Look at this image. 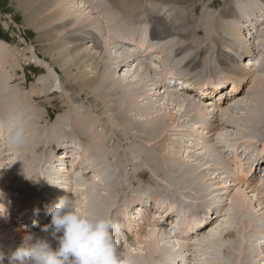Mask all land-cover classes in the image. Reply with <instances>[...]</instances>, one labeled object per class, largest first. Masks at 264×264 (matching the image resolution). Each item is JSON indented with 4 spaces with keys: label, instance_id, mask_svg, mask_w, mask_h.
<instances>
[{
    "label": "bare ground",
    "instance_id": "1",
    "mask_svg": "<svg viewBox=\"0 0 264 264\" xmlns=\"http://www.w3.org/2000/svg\"><path fill=\"white\" fill-rule=\"evenodd\" d=\"M15 1L19 3V5H18L19 7L21 6L22 8L25 9L28 23H30L34 27H38L45 35L50 36V38H51L50 41L52 42V45L49 47H46V49L52 52L51 56H53V54H54L53 63L60 65L59 67L65 73L66 79L69 80L68 84L64 83V86L65 87H66V85L73 86L75 84V86H77L80 89L79 91L74 92L72 95L74 102L76 100L78 101V99H80V97H81V99H83L84 98L83 93H85V91L88 90L90 96L86 92V94H87L86 98H88V99L92 98V101L91 100L90 101L94 105V108L98 109V111L100 113L101 117H99V118L101 119V123H100L101 124L100 126L102 127L101 129L102 130H108V128L110 127L109 124L115 125L117 128V131H116L117 133L113 134L112 139H114L115 141H118V143H119L118 145H121L123 142L132 140L135 137V139L133 140L135 147L131 146L129 148V152H130L129 156H127V157L121 156V158H119L118 160L115 159L116 158V157H114L115 153L118 154V151L115 149L116 147L114 148L116 151H113L114 149L112 150L110 148H106V144L108 143L107 140H109V139L104 138L105 136L103 137V135L101 133H100L101 135L98 133L99 129H97L96 124H93V119L90 117H86L84 119L77 120V118H75L76 117L75 116V109H73L71 106H69L68 101L65 103L66 100L65 101L60 100V99H62V98H60V96H58L60 99L57 97L52 98L55 94V89L53 90L54 82L49 81V80H42V82H43L42 85L33 86V89L36 92L38 91V89L40 91H39V93H37L33 96L32 100L34 102H37L39 104V106H42L43 108H45V110L47 112H49L48 108H51L48 105V102L52 105L53 104L56 105L58 112L62 111V109H65L66 114L68 115V117L69 116L70 117L64 121L70 122L72 120V118H75L77 120L76 123L78 124V127H79L78 129L76 128V130H79L81 128V132H84V134H83L84 137H83V135H82V138L78 137L76 135L77 132L72 131L71 129H74V128H71V127H70L71 131H69V130L67 131L66 130L67 128H65V127L54 128L53 130H51V134L49 136L43 137V135H42V137H40L41 135L39 136V134H38L39 137H37V135L35 136V129H34L35 124H36L35 121H37V120H35L34 118H31L29 120V118H27L29 120V122L27 124L25 121V125H26V131H27V134L29 137V141L33 143L35 140H37L36 141L37 142V148L36 149H37V151H39L40 155L37 154L38 157L35 160L33 159L34 160L33 164H31L30 161L27 163H24V161H18L17 163H11L12 165L15 166L13 171H15L17 169H19L20 172L22 171V173H24V177L26 178V180L31 182L32 184L36 183V179H35L36 177L37 178L39 177L40 181L46 179L47 180V182L45 183L46 186H48V188H50V190H52V191H46L47 195L51 194L53 191L58 193V194H62V192L50 187V184H54L52 182V178H53V175H55V174H52V173L54 172V169L57 166L56 165L57 160H54L56 158L55 153L58 154V152H62V151L66 152V153L67 152L69 153V151L73 152L74 151L73 146L68 145V143L78 144L82 147V153L80 154V152L75 151L77 153V155H79V154L80 155L75 162L72 160L74 162L73 166L75 167V166L79 165L78 161H79V158L81 157L82 158L81 160H84L88 165H91V164L94 165V160H97L98 161L97 163H98V165H100V168H99V170H95V169L89 170L88 168L80 167L82 169V174H76V173H72V172L69 173L68 172L67 175H63L62 177L64 178L66 176V179H67L63 183V186L66 187L65 191L70 192L71 194L74 195V190H73L74 186L79 185V188L76 191V195H74V196L76 197L77 202L80 205V207L82 208V210L94 212L97 209H100V212H98L100 214L110 215L111 213H115L117 217L120 216L119 223L121 224L122 229L124 228V230H125L124 233L121 235V239L122 240L126 239L129 241V244L126 242L128 247L126 246V243L124 244L122 241L123 245L126 246L127 249L134 248L136 245L141 246V244L143 246L141 248L145 247L144 248L146 250V253L144 254L145 257L139 259L141 264H149V262H151L152 264H158V262H159V264H177V263L179 264L180 259L187 253L188 254H187V257H186L184 263L187 260L192 261L193 258L201 257V259H198L200 262L203 261L201 264L206 263L205 261L208 262L206 264H216L217 261L219 264H264V215L258 214L260 211H262V209H264V201L261 204L260 199H257V201L255 203V199L253 197L251 199L252 195H249L250 192L246 189L245 191L247 192L249 198H246V194L243 193V194H240V196L238 195L239 197H236L234 199H230L231 201L232 200L233 201L229 203L230 206H227L230 208L229 211H227V209H226L227 207H224L223 203L221 202V200L222 201L225 200V198L222 197L223 193H228L230 191L229 186H232V183H230L231 179L229 178V170L227 169L228 167H227V164L224 160L225 156H228L229 160L235 158V161L233 163L234 168H235L236 163H239V165L242 167L243 172H241V174H244V178H242L240 180V183L247 186L248 189H251V187H253L251 184V178H253V177H250L251 174L252 173L257 174V173H259V171H261L262 174L264 173V170H263L264 169V162H263V164L258 162L257 157L255 160H253V157H255L257 154H259L260 156H264V144L260 143V141H264V137H260L256 131H250L251 128H250L249 124L246 123V121L243 122V124L244 125L247 124L249 128H248V130L243 129L241 131L239 137L240 138L242 137L240 139L241 141H248L247 143H244V142L238 143V141H236V139H238V138H236L230 134L231 132L235 133V130H233L235 128V120H238L244 114V113L240 114L236 108L242 109V111H244V112L245 111L248 112V116H249L248 121H249L250 125L253 124V126H254V123H253L254 118H253V114L250 112L251 110L254 113L255 120L260 121V122L264 121V89L259 91L258 85L260 83L254 85L255 87H251V89L253 88L255 90V93H256L253 96L255 98V101H257L258 103L261 102L259 104L260 106L257 105L258 107L255 106L253 109H250L251 105L246 104L247 102L246 103L241 102V100L243 98H241V96H240L241 94L237 93V91L243 90V88L241 89V85L243 86V85L249 83L251 78L255 74L251 75V73H248L245 68L241 69L239 64L238 65L236 64L237 62H239L241 60L235 58V61H233L234 59L231 58L230 55L228 53H226L225 50L221 46H218L217 50L213 54H215L218 58L217 59L215 56V60H217L215 62V65L219 62V65L221 67H223V69H224L222 77H219L221 75V70H218L217 67L211 65L210 60L206 58V53H201L200 55L194 56V55H192V52H190L191 53V59H189L188 63L186 62L185 66L191 67L192 70L195 71V77L196 76H206L207 78H209V77L214 78L216 73L220 72L217 74L219 81L213 82V80H208V83H204V84H201L199 86V88H201V90L203 91V93L200 96H201V98L204 96V92H206L205 88H208L210 85L218 86L217 88H215V90L218 91L216 93L217 95L215 96V98L216 97L220 98V100L218 101L220 106L224 104V106L228 105L230 107L228 109L215 107V109L209 110L208 108H205L202 105L203 103L201 104L199 102V101H201L200 99H198L199 101H197V102L190 100V96H192V95L189 93L183 92V95H181V94L177 93L175 89H172V90H174V94L172 93V95L169 96L171 94V93H169V90L172 88L171 86H173V85L181 86L184 84V83H181V84L177 83V81L179 80L178 78L175 79V77H172L175 79L174 81H172V80H170L172 78H169V79L163 78L161 75V73L167 74V73H176V72L180 71L182 68L178 67L179 62L171 63L168 66H166L163 70H162L161 66L155 65L156 59L160 60L161 57H163L165 55V54L164 55L162 54L165 50H162L160 52V56L158 55V47H157L158 42H155V41L156 40H158V41L163 40L165 37H167L166 43L171 42L172 40L178 39L177 37H173L171 34H169L170 33L169 30L167 31V35L165 37H157L159 35V31L156 27H154L153 31H152V35L154 37L151 38L149 35L150 30H151V26H149L148 28H143V27H140V25L137 26L136 24H131L130 26L124 28L125 34L124 33L122 34V32L120 34L118 29L116 30L112 26L116 25L117 21H118L117 19H119V18L121 19V17L118 15L119 18H117V17H115L114 13H110V8H113V6H109V4L104 3V1H107V0H85L86 4L84 6L82 5L83 4V2H82L83 0H82L81 3H79V2L76 3L77 5H74L71 3V7L70 6L66 7V4L67 3L69 4V1H67V0H15ZM164 1L166 3L169 2L168 4H171L170 8H174L175 6H182V5H179V3L177 1L184 2V3H188L190 1L189 4L195 3L194 0H164ZM117 2L118 1L115 2L116 7H117ZM226 3H227V10L224 12L226 18L235 15L238 18L237 21H239V23L246 25L243 27L240 26L239 32L244 33L246 31L247 33H250L251 35L253 34L252 37L255 40L257 35H255L254 31H256V33H259V29L264 26V22H260V20L262 19L263 16L256 14L254 18H250L251 16H249V15L254 14V12H257V9L254 7V5L249 6L248 4H245L244 6H242L244 8H242L240 5L239 6L237 5L238 7H234L235 9L233 8L232 10H230L228 12V8L230 7L231 3L229 4V1L228 2L226 1ZM57 4L64 6V10L66 11V17H69L68 12H72L74 15V20H77L78 25H74V29H72L76 33L72 34L71 37L68 38V41L70 42L69 44L68 43H61V41L63 39L60 37H57L60 39H57L55 41L54 33L52 32V30L57 29V25L54 26L52 22L64 21L63 20L64 14H62L61 11H56V13L58 15V19H57V15L54 16V14H53L54 19L53 18L50 19V17L47 16V12L50 10V8H52L53 5L55 6ZM172 4H174V5H172ZM216 5H217V2L214 1V2L210 3L209 7H214ZM119 6H121V5L119 4ZM160 6H163V3ZM69 7L71 10L68 9ZM74 8L77 9V13L78 12L79 13L80 12L85 13L86 11L87 12L90 11L89 13L94 14L93 12H95V14L100 17V18L99 17H97V18L102 19V20H103V18L106 19L108 22V23L106 22L108 24L107 26L111 25V28H109V31L111 30L110 32H112L111 34H114L115 36L119 37L120 40H122V43H119V41H118V44H121L122 47L117 46L114 42L111 41V39L105 47L101 46L102 43L99 42V40H97L98 38L95 34L97 32H100V31L102 32V28H103L102 23H104L105 21L103 20L102 22H100L99 19H95V21L90 22L89 25H85L84 17H82L81 15H78L80 17H76L77 14L75 15V13L72 11ZM121 8H123V7L121 6ZM237 8H239L240 12L238 11ZM126 9L128 11L129 8H125V11H126ZM114 10H113V12H116L117 9L115 11ZM235 10L237 13L235 12ZM251 10L253 12H251ZM65 11H64V13H65ZM129 11L132 13L131 10H129ZM129 11H128V13H129L128 15H131ZM120 15H121V13H120ZM151 15H152V13H150V16ZM157 15H160V14H157ZM153 16H155V15L153 14ZM89 17H91V16H89ZM125 17H126V15H125ZM125 17L123 19H125ZM41 18L43 20L39 21ZM209 19L210 20H208V21H204L205 19L203 20L201 18L200 20H203L201 23H197L196 27H194L193 29H190L186 32V34L193 36L192 39H195V41L193 40V43L190 44V46H195L196 48L198 47V48L202 49L204 46L208 45L209 43L207 41H203L205 44L202 42L196 46V42H197L196 39H199V38H197L195 36H197L200 32H203L205 35V25H208V23L212 26L215 24L216 29H218L219 35L218 36L216 35L217 37H215V36L212 37L210 41H214L215 44L219 45V43L222 42L221 41V37H222V39L226 43H228L230 47H232L231 45H234V46L236 45V47L238 46V49L239 50L241 49V53L249 54V57H251L248 61H246L247 62V65L245 64L246 67L254 68L255 64L258 63V61H260V58L254 59L253 55L255 54V51L253 49H251L250 51H246L243 48H241L242 43L237 40V36L235 35V33L231 32V30H229L228 28H226L227 34L229 33L231 36H233V40H227L225 38V35H224L226 33V31L221 30V31H224L221 33V31L219 29L220 27L223 26V25L221 26L220 23H222L224 21H219L221 19L214 20V17H212V19L211 18H209ZM69 20H70L69 18L65 19V21H69ZM131 21L133 22V20H131ZM123 24H126V23L124 22ZM104 25H106V24H104ZM147 25H150V23L147 22ZM107 26H105V28ZM165 27H167V26H165ZM228 27H230V25ZM85 34H87V36ZM100 36H102V34ZM108 36H110V35H108ZM65 40H63V41H65ZM88 40H90V41H88ZM76 42H82V44L79 46V45L75 44ZM86 42L87 43L91 42V44H92L91 49H90L91 51L92 50H100V51L102 50L105 58L108 59V61L106 62L105 65L102 66V68L97 65L98 63H97V57H96L95 53L92 54V53L88 52V50L86 51V53H85V51H84V53H83V51H81V49H82L81 47L85 46ZM238 43H241V45L240 44L238 45ZM246 43H248V42H246ZM70 44H72V45H70ZM78 44H80V43H78ZM253 45L258 50L257 44L255 43ZM173 48L176 49V52L179 50L181 51V50L187 49L186 47L182 48L175 43H174ZM86 49H88V47H86ZM204 50L205 49H202V51H204ZM222 51H224V55H222L223 54ZM5 52H7V49L0 51L1 56L5 55ZM119 52H123L124 55L122 57H119V58L115 57V55L118 54ZM260 52L263 53V50H260ZM207 54L210 55L212 53L210 50H208ZM175 55H176V53H175ZM263 55H264V53H263ZM226 56L230 60H232V61L228 62L229 63L228 65H227V61L224 59V57H226ZM68 57L71 60L67 61ZM88 57L90 58V60H92V63H89V61L86 60ZM44 58H47V56H44ZM210 58H211V61H213V58L211 56H210ZM240 58H245V57H240ZM247 58H248V56H247ZM254 60H256V63ZM171 61H173V59H169V62H171ZM2 63H3L2 70H3L4 76H0V96L6 95L5 97H6L8 104H5V105L16 104V107L20 106L19 108L17 107L16 110H14L12 108L14 111H18L19 109H23V107H24L25 100H23V98H22L24 96V94H22L23 95L22 97L21 96L19 97V93L17 91H16V93H14L11 90H9L10 88H16L17 90L21 89L20 83H17V78H13L14 71H17L15 69V66H16V64H18V60H15V63H12V66L10 67L12 72L8 71V66H7V64H10L11 62L9 63L7 60H3ZM159 63H162V62H159ZM175 64L177 65L176 69H175ZM203 64H204V66H206V68L203 67ZM131 65H136V70L137 69L140 70L138 73V78L140 75V83H141V81H145V82H147V85L138 83V84H140L139 87L135 88L136 85H134V80L130 81V78L128 77V75L125 74V75H122L119 77V74H121V72H123V71L128 70L131 67ZM145 65H146V67H145ZM212 67H215L217 70L213 69ZM87 69H89L90 71L91 70L94 71V72L91 71L92 72L91 77L87 76V74H86ZM158 69L160 71H158ZM89 70H88V72H90ZM134 70H135V68H134ZM149 70L151 72H149ZM206 70H207V72H206ZM258 70H259V67H256L257 72H258ZM54 71L57 72L55 67H54ZM74 71L77 73L73 74ZM155 71H156V74L158 76L155 74ZM106 73H107V75L105 76ZM153 75H155L156 77H154ZM133 77H135V76H133ZM153 78H154V81L152 80ZM165 82L168 83L167 84L168 86L166 84H164ZM148 83H152L153 85H155L157 87V88H155V86H154V92L155 93L153 92L152 88H149ZM219 83L222 86V88H221L222 90L220 89ZM231 83H232V85H231ZM253 83H254V81H253ZM4 84H5V86H4ZM190 85H193V84H191L190 82H187V86H190ZM150 86H152V85H150ZM231 87H232V90H231ZM137 88H139V89H137ZM199 88L196 87L195 92H197L199 90ZM156 89L159 92L156 91ZM182 89H186V88L182 86ZM34 90H33V92H34ZM254 90H253V92H254ZM231 91H233V93ZM151 92L155 95H153ZM11 96H13L14 99ZM156 96L160 99L162 97L164 98V100L161 101L162 103L160 105H158L157 107H156L157 102L160 103V101ZM261 96H262V98H261ZM29 97H31V96H29ZM141 97L142 98L143 97L148 98V104L144 103V108L141 107V103H139L140 102L139 99ZM229 97H231V99H230L231 101H229L227 104H225L227 101V98H229ZM25 98L26 97H24V99ZM93 99H94V101H93ZM99 99L102 102L99 101ZM232 100H234V101L232 102ZM212 101L213 100L211 99V101H209L208 104L207 103L206 104L209 105L210 103H213ZM11 105H9V106H11ZM161 106H164V109H161ZM97 107H100V108H97ZM232 108H233V110H229ZM6 109L8 111L11 108L7 107ZM163 110L169 111V117L171 118L169 121H171V122H173L175 120H181L182 121L183 119H190V118H197V119H200L203 121V123L205 125L204 129L208 131V136H205V137L202 134H199L198 131L193 133L189 129L187 130V128H189V127L186 128L184 123L177 125V127H176L177 132L180 133L179 135L183 134L181 136V139H180V144H181L182 148L183 147L185 148V146H186L185 145L186 141H183V139H182L184 136H186V137H187V135L190 136L189 140L192 141V140H195V137L198 134V135L203 136L207 140H211L212 142H215V144L216 143L220 144L219 150L222 153L223 159H221L220 156L218 154H216L213 150L208 149V147H205L204 149H206V151H208V150L209 151H208L206 156H202V154H201L200 156H198L196 158L195 161L196 162L198 161L197 164H193L190 162H189L190 164H186V163H184V161H182L183 165H185L186 168H184L183 166H178V164L176 162L174 163V161L177 159V156L182 159L181 154H177L174 152L176 159L175 160H171V159L168 160L169 157L172 158L170 156V154L174 150L173 147L176 148V144H169L167 142V144L164 145L165 144L164 140H163L164 142H162V144L163 143L164 144L163 145L161 144L162 146H160V144H159L160 138L162 137V135L164 133V129L166 128V127L164 128V123L167 120L166 119L167 116L165 117V116L160 115V113ZM24 112H26V111H24ZM24 112L21 111V113L26 114ZM165 112H167V111H165ZM142 113H144V115H142ZM155 114H156V116H153ZM13 115H17V113L11 112L10 110L7 113L5 111L0 112V117H3V116L7 117L4 120L5 123L3 124V126L8 128L9 118ZM83 115L86 116L85 113H83ZM37 116L39 117V119L40 118L42 119L43 112H38ZM81 116L82 115H80V117ZM102 116L104 117V120H103ZM33 117H36V116H33ZM177 117H179V118H177ZM36 119H38V118H36ZM24 120H26V119H24ZM0 121H1V119H0ZM166 122H168V121H166ZM236 122H238V121H236ZM0 124L2 125V123H0ZM45 125H47V124H45ZM238 125L240 126V124H238ZM38 126H40V125L38 124ZM75 126L76 125H74V127ZM1 128L2 127L0 126V131L2 130ZM42 128H43V126H42ZM244 128H246V127H244ZM89 129L91 130V132H95V133L97 132L96 133L97 135L95 134L96 135L95 137L97 138L98 142L96 140L95 141L93 140V142L91 143L90 140L88 139V137H89L88 134H87L88 137L85 135L86 134L85 132L88 131ZM96 129L98 131H96ZM236 129L239 131L238 126H236ZM258 129H259V127H258ZM215 131H217V133H219V135L216 137L217 139H214L215 136L211 135V133H213ZM221 131H224V133ZM108 132L111 134V131L108 130ZM246 132H248V133L245 134ZM45 134H47V132ZM89 134H90V136H92V139H93V135H91V133H89ZM111 135L106 134V136H111ZM7 136H8V131L6 133L5 141H7V142L5 144L9 145L8 140H7ZM245 136H247L246 139H245ZM36 137H37V139H36ZM34 138H35V140H34ZM187 139H188V137H187ZM0 140H4V136L1 137ZM31 140H34V141H31ZM170 141H171V139H170ZM172 141H174V140L172 139ZM95 142H97V143H95ZM111 143H113V141H111ZM133 143H131V145ZM115 144H116V142H115ZM253 144H256L254 149H253ZM32 145L36 146V144H32ZM110 147H112V144ZM95 148L98 151V155L100 154L99 156L96 155L97 152L95 151ZM198 148H195L196 151ZM10 149H11V146H10ZM15 149H13V151ZM56 149L58 150L57 152H56ZM0 150L3 151L2 149H0ZM45 150H46V153H45ZM111 150H112V152H110ZM127 150H128V148H127ZM187 150L188 149L184 150L183 153H188L187 155H188L189 159L195 158V156H197V154H195L193 150L191 152H188L189 150L188 151ZM5 151H6V154H8L7 151H9V150L4 149V151H3L4 154H5ZM239 151H241L242 153H245L246 155L245 154L239 155ZM256 151H259V152H256ZM22 152H23V150H22ZM30 153H31V151H30ZM193 153H194V155H193ZM0 156H3V153L0 152ZM130 156L134 159V161L131 162L129 160ZM240 156L242 158H240ZM9 157H10V155H9ZM47 157L49 158L48 160L46 159ZM202 160H203L204 164H201ZM154 161L158 162V164H156V162L153 164ZM178 161H181V160H178ZM139 162L141 164H139ZM141 165L144 166V170L147 169L149 171V170L153 169L154 172L158 174V176H164V175L168 176V178H166V177L165 178L168 179V181H171L172 183H174V186L178 185L177 188L179 187V185H181V186L185 185V187H186V185H188V184L195 183L197 185L196 186L197 188H200L201 190H204V191H208L207 188L205 187L206 186L205 183L206 184L211 183V182H208L209 179L207 178L208 175H211L213 180L219 181L218 184L214 183L217 186H219V188L216 190L218 193L213 192L209 188L211 195H209L207 193V194L199 196V194H202V192L199 193L200 190L197 189V191L194 190L195 193L192 194L194 197H190V196L189 197H183V196H185V195H183L184 192H181V194L183 196H180L179 195L180 192H177L180 189L174 188L175 190H173V191H176L177 193L173 192V191L172 192L175 193L177 196H174L173 193H172L173 196H172V194H170V195L172 197H176L177 199H180L181 205L185 209H188V208L193 209L194 207L199 206L200 203H197V202L201 201V200H203V201H201V203L203 205L196 211V213L191 214V216H188L187 211H185L187 213V215H185L184 217H180L179 213H178L179 210L175 211V208H176L175 206H174L175 208L169 207L168 210H170V211H168V214L166 215V217L161 216L162 219L160 218V216L155 217L156 215L154 216L155 218L152 219V218H150L151 216L149 217V216H147V214H140L139 212L137 213V215L134 214V216H132V211L136 208L134 207L135 206L134 204H131V203H135V200L131 199V198H134V197H131V194H128L129 199L123 200L122 207L119 208L115 203H111L109 196H106L103 192L104 191L110 192L108 188L110 186H113L114 184L125 183L126 181H128L130 179V178L128 179L129 176L133 180H135L136 177L143 176V173L140 172V168H141L140 166ZM222 165L226 169L222 168ZM129 166L132 167V170H133L132 175H129L127 173L128 171H126V169ZM138 166H139V169H137ZM42 169H45L44 172H41ZM24 171H26V172H24ZM97 171H99L101 173V175L103 176V179L97 178L98 176L97 177H95V176L89 177L91 173L95 174V172H97ZM7 172H8V170H7ZM154 172L151 174H155ZM157 174H155L153 176H156ZM4 175H5V173H4ZM15 175L9 173V174L5 175V182L4 181L0 182V190H2L4 194H11V192H9V190L7 189L6 186H9L11 184L12 179L13 178L15 179L17 177L18 173H15ZM199 175H201V176H199ZM19 179L20 178L18 177V180ZM193 179H195L194 180L195 182H191V181H193ZM165 181H167V180H165ZM263 181H264V178H263V180L261 178L258 182L262 183ZM255 183H257V182H255ZM212 184H213V182H212ZM212 184L210 185V187L212 186ZM37 185L38 184H36L35 187H37ZM170 186H168V187H170ZM172 186H171V188H173ZM181 186H180V188L182 189ZM13 187H14V184H13ZM189 187H191V186H189ZM44 188H46V187H44ZM192 189H195V188H192ZM262 189H263V191H259L257 189H254L251 191V193H258L257 194L258 196H264L263 195L264 194V182L262 183ZM62 190H64V189H62ZM13 191H14V189H13ZM65 191L63 192L64 194H66ZM166 192H168V191H166ZM188 192H190V191H188ZM158 193L159 192L157 189L156 194H158ZM186 193H187V191H186ZM190 194H191V192H190ZM229 195H230V193H229ZM161 196L162 195H160L159 197H161ZM186 196H188V195H186ZM164 197H166V196H164ZM199 198H200V200H199ZM23 199H24V197H23ZM253 199H254V202L252 201ZM148 201H149V199H148ZM27 202H30V200H28ZM0 203L7 204V202H5L4 200H0ZM110 203L112 204L111 206H110ZM167 203H168V201H167ZM167 203H165V204H167ZM129 204H131V205H129ZM173 204H174V201H173ZM232 205H234V207H232ZM253 206L258 207V208L261 207V209L259 208L258 209L259 211L255 212L253 209L254 208ZM114 208H116L115 211H113ZM157 208H158V206H157ZM12 209H13V207H12ZM127 209H129L131 211V213H128ZM177 209H179V208H177ZM223 211H224V213H223ZM148 213H150V212L148 211ZM200 213H201V216H199ZM139 214H140V216H139ZM157 214H159V213L157 212ZM180 215H181V213H180ZM137 216H139V217H137ZM197 216H199L197 219L190 221L191 217H197ZM16 217H17L16 212L13 210H9L8 218L9 219H15ZM227 219L229 220L228 227L227 226H226L227 228H223V226L221 227V225H222L221 222H225ZM175 220H178V223H176ZM169 222L171 223V228L167 227V225H169ZM7 225H8V227H7ZM226 225H227V223H226ZM165 226H166V228H165ZM42 227L43 226H39V228H42ZM146 231H148V232H146ZM161 232L167 233V235L165 234L166 239L173 238V237L179 238V240H177V241H179L181 243H185L183 246L187 247L184 249V250H186V252L180 255V252H182V251H177L175 248L171 247L169 244L173 240H167V242H166L165 241L166 239H163L161 236L159 237V234ZM29 233H33V232H30L29 230H24L23 227H21L17 223L12 222L9 224H5V223H2L0 221V243L3 242L2 238H3V235L5 234V240H8L9 242L12 243V244H9L8 246L11 245V247H14V249L16 247H18L19 245H21V243L23 241V237ZM38 235H42V234L38 233ZM147 236H149V238L144 239ZM223 238H227V240H224L226 243L223 241ZM252 239L254 240L253 242H255V243L252 242ZM230 240L234 241V243L229 244V243H232V242H230ZM257 240L259 242V245H257L258 243H256ZM53 244L55 246L54 241H53ZM159 244L161 246H165V249L161 252H159V249H158ZM203 244H206L208 246V248L210 250L209 254L204 252V248L201 251V247H203ZM215 246H218V249L216 251V260L217 261H215V259H214V253L213 252H215V251L211 250ZM198 247H200V249H198ZM224 248H226V249L229 248L231 250L229 255L226 253ZM0 250H1V248H0ZM9 250H10V248H9ZM9 250L7 251V250L3 249L1 251H4L5 253H9L10 252ZM11 250H12V248H11ZM234 251L237 253L235 255V257H233ZM242 253H245V254H243L242 259H239L242 256ZM132 254L135 255L137 253L132 252ZM203 257H205L204 258L205 260L203 259ZM5 264H7V259L5 260ZM198 264H200V263H198Z\"/></svg>",
    "mask_w": 264,
    "mask_h": 264
},
{
    "label": "rangeland",
    "instance_id": "2",
    "mask_svg": "<svg viewBox=\"0 0 264 264\" xmlns=\"http://www.w3.org/2000/svg\"><path fill=\"white\" fill-rule=\"evenodd\" d=\"M67 1H69V4L67 5L66 4V7H68V6H70L71 7V3L72 4H74V5H77L76 3H81V1L82 0H67ZM108 1V2H107ZM107 1H104V3H106V4H109V6H113V8L116 10V12H113V8H110V13H114L115 14V17H117V18H119L118 17V15L121 17V19L119 18V19H117L118 21H117V24H123L124 22L126 23V24H124V25H126V26H130L131 24H134L131 20V18H133V19H137V20H140V21H143V20H148V19H150L151 20V22H153V23H163L164 22V24L168 27V28H170V33L169 34H171V32H174V30L176 29V30H178V31H180V32H182V33H185V34H182V33H180L179 32V34H180V37L181 38H183L182 40H178V41H183L184 39H185V41L184 42H177V43H175V44H177V45H179L180 47H182V48H187L186 50H179V51H177L176 52V49H174L173 48V46H174V43H173V41H177V39L176 40H172L171 42H167L166 43V38L167 37H165L163 40H156L155 42H158V55L160 56V52L162 51V50H165L162 54L164 55L163 57H161V59H160V61H156V63H155V65L156 66H161L162 67V70L166 67V66H168L169 64H171V63H174V62H179L178 63V67H180V68H182V66H183V64L185 63L186 64V62L188 63L189 62V59H191V53L190 52H192V54H194L195 56H197V55H200L201 53H206V58L207 59H209L210 60V62H211V65H213V66H215V67H217L218 68V70H220V68L219 67H221L220 65H219V62L215 65V62L217 61V60H215V54H213L216 50H217V44H215L214 43V41H210L211 40V38L212 37H217L218 35H219V33H218V29H216V27H215V24L212 26V25H210L209 23H208V25H205V35H204V33L203 32H200L197 36H195V37H197V38H199V39H196V46L199 44V43H202L203 41H207L209 44L208 45H206V46H204L202 49H205L204 51H202V49L201 48H196L195 46H190V44H192L193 43V40L195 41V39H192V37L193 36H191V35H189V34H186V32L188 31V30H190V29H193L194 27H196V23H201L204 19V21H208V20H210L209 18H211L212 19V17H214V20H219V19H221V20H219V21H224V22H222V23H220V25L222 26V27H220L219 29H220V31L221 30H225L226 31V33H227V30H226V28H228L229 30H231V32H233V33H235V35L237 36V40L238 41H240L241 43H242V45H241V43H238V45L240 44L241 45V48H243L244 50H246V51H250L251 49H253V44H255L256 43V39H257V37L258 36H256V38H255V40L253 41V44L251 45V42H249L250 41V37H251V34L250 33H247L246 31L243 33V32H239V27L240 26H246V25H243L242 23H239V21H233V17L234 16H231V17H228V18H225L224 17V12L226 11V9H225V3L224 2H228L229 1V4L231 3V0H194V1H196L194 4H189L190 3V1L188 2V3H184V2H179V1H177L178 3H179V5H182V6H175L174 8H170V5L171 4H168L169 2H167L166 4H163V5H168L169 6V12H168V14H166L164 11H163V9H162V7L163 6H160V5H162V2H160V0H151V1H147V2H145V0H137V1H133V0H107ZM116 1H118L117 2V7H116V5H115V2ZM217 2V5L216 6H214V7H209V5H210V3H212V2ZM236 1V0H235ZM248 1H254V2H256V3H258L260 6H258V5H254V7L257 9V12H260L258 15H260V16H262V13H264V4H263V2H260V0H241V1H239L238 3H236V7H238L239 5L242 7V6H244L243 4H245V3H247ZM62 2V1H61ZM83 2V6L86 4L85 3V0H83L82 1ZM111 2H114V3H111ZM132 2V3H131ZM18 2H16L15 0H0V51H3L4 49H7V52H5V55H2L1 56V54H0V76H4V73H3V70H2V65H3V63H2V61L3 60H7L10 64H7V66H8V71L9 72H12V70H11V66H12V63H15V60H18V64H16V66H15V69L17 70V71H14V76H13V78H17V83H20V85H21V89L20 90H17L16 88H10L9 90H11L12 92H14V93H16V91L19 93V97L21 96H23L22 94H24V96L22 97L23 98V100H25V104H24V107H23V109H19L18 111H14V110H16V108L18 107H20V106H17L16 107V104H14V105H11V104H9V105H11V106H9V105H5V104H8V102H7V100H6V95H3V96H0L1 98V102H0V112H3V111H5L6 113L7 112H9V110L11 111V112H15V113H17V115H22L23 117H24V119H26V120H24V121H26V123L28 124V122H29V120L31 119V118H34L35 120H37V121H35V136L37 135V137H39L40 135V137H42V135H43V137L44 136H49L50 134H51V130H53L54 128H58V127H65V128H67L66 130L68 131H74V132H77L76 133V135L78 136V137H81L82 138V135L84 134V132H81V128L79 129V130H76V128L78 129L79 127H78V124L76 123V121L77 120H80V119H84V118H86V117H90V118H92L93 119V124H96L97 125V129H99V131L96 129V131H98V133L100 134H102L103 135V137L104 138H108L109 140H107V142L109 143H107L106 144V148H110V149H114L115 147V149L118 151V154L117 153H115V155H114V157H116L115 159H119V158H121V156H124V157H127V156H129V148L131 147V146H134L135 147V145H134V139H135V137L132 139V140H129V141H125V142H123L121 145H118L119 143H118V141H115L114 139H112V136H113V134H116L117 132V128H116V126L115 125H110L109 124V128H108V130L109 131H111V134L108 132V130H102L101 128V119L99 118V117H101L100 116V113H99V111H98V109H95L94 108V105L92 104V98L91 99H88V98H86V95L88 94L89 95V91L87 90V91H85V93H83V96H84V98L83 99H81V97H80V99H78V101L76 100L75 102H74V99H73V97H72V95H73V93L74 92H77V91H79L80 89L77 87V86H75V84L73 85V86H68V85H66V87L68 88H66L65 86H64V83H66V84H68V82H69V80L68 79H66V77H65V73L63 72V70H61V68L59 67L60 65L59 64H54L53 63V57H54V54H53V56H51V51H49V50H47L46 49V47H49V46H51L52 45V42L50 41V36H48V35H45L38 27H34L33 25H31L30 23H28V21H27V16H26V11H25V9L24 8H22L21 6L19 7L18 5H19V3L17 4ZM158 3V4H157ZM161 3V4H160ZM119 4L123 7V9H121V6H119ZM60 4H57V5H53V7L52 8H50V10L47 12V16H49L50 17V19L51 18H53L54 19V16L55 15H57V13H56V11H61L62 12V14H64V18H63V20L64 21H54V22H52L53 23V25L54 26H56L57 25V29H55V30H52V32L54 33V39H55V41L57 40V39H60V38H62L63 40H65V41H63L62 39V41H61V43H70L69 41H68V38L69 37H71V35L72 34H75L76 32L74 31V30H72V29H74V25H78L77 24V20H74V15H73V13L72 12H68L69 13V17H66V11L64 10V6L63 5H60ZM172 5H174V4H172ZM184 5V6H183ZM238 5V6H237ZM63 6V7H62ZM125 6V7H124ZM128 6V7H127ZM143 6V7H142ZM70 7L68 8L69 10H71L70 9ZM137 7V8H136ZM139 7V8H138ZM167 7V6H166ZM108 8V9H109ZM125 8H129L128 9V11L129 10H131L132 11V13L130 12V14L131 15H128L129 13L128 12H126L127 11V9H126V11H125ZM242 8H244V7H242ZM113 9V10H112ZM138 9V10H137ZM235 9V8H234ZM238 9V11H239V8H237ZM114 10V11H115ZM254 10V9H253ZM262 10V11H261ZM64 11H65V13H64ZM74 13H75V15L77 14V16L76 17H80V16H78V15H81L82 17H84V21H85V25H89L90 24V22H92V21H95V19H99L100 17L99 16H97L96 14H95V12H93L94 14H91V13H89L90 11H86L85 13L84 12H78L77 13V9L76 8H74L73 10H72ZM118 11V12H117ZM120 11V12H119ZM125 11V12H124ZM235 12H236V10H235ZM240 12V11H239ZM251 12H253L252 10H251ZM49 13V14H48ZM82 13V14H81ZM119 13V14H118ZM120 13H121V15H120ZM124 13V14H123ZM127 13V14H126ZM150 13H152V15L150 16ZM160 14V15H157V14ZM237 13V12H236ZM256 12H254V14H250L249 16H251L250 18H254L255 17V14ZM53 14H54V16H53ZM113 14V15H114ZM153 14L155 15V16H153ZM117 15V16H116ZM125 15H126V17H125ZM88 16V17H87ZM89 16H91V17H89ZM138 16V17H137ZM141 16V17H140ZM157 16V17H156ZM212 16V17H211ZM97 17H99V18H97ZM125 17V19H123ZM66 18H69L70 20L69 21H65V19ZM90 18V19H89ZM203 19V20H200V19ZM57 19H58V15H57ZM41 20H43L42 18L39 20V21H41ZM103 20L105 21L104 23H102V25H103V28H102V32L100 31V32H97L95 35L97 36V40H99V42H101L102 44H101V46H103V47H105L106 45H107V43L110 41V39H111V41L112 42H114L117 46H121V44H118V41H119V43H122V40H120V38L119 37H117V36H115L114 34H111L112 32H110L109 31V28H111V25L110 26H107L108 24V22H107V20L106 19H104L103 18ZM102 19H99V21L100 22H102L103 21ZM129 21V22H128ZM107 22V23H106ZM132 22V23H131ZM228 23V24H227ZM245 23V22H244ZM104 24H106V25H104ZM242 24V25H241ZM246 24V23H245ZM230 25V27H228ZM236 25V26H235ZM105 26H107L106 28H105ZM150 25H147V22H145V23H143L142 25H140V27H143V28H148ZM235 26V27H234ZM108 28V29H107ZM104 29V30H103ZM216 29V30H215ZM168 30V29H167ZM212 30V31H211ZM244 30V29H243ZM57 31V32H56ZM62 31V32H61ZM73 31V32H72ZM110 33H109V32ZM118 31H119V33L121 34V32L122 31H120V29H118ZM211 32V33H210ZM222 32H224V31H221V33ZM225 33V34H226ZM68 34V35H67ZM102 34V36H100ZM122 34H123V32H122ZM248 34L250 35V36H248ZM259 33H257V35H258ZM86 36H87V34H85ZM108 35H110V36H108ZM173 37H178L177 36V33H173V34H171ZM217 35V36H216ZM228 35H229V37L227 38L226 36H225V38L227 39V40H233V36H231L229 33H228ZM95 36V37H96ZM240 36V37H239ZM56 37V38H55ZM57 37H60V38H57ZM208 37V38H207ZM231 37V38H230ZM108 38V39H107ZM201 38V39H200ZM204 40H203V39ZM246 38V39H245ZM104 39V40H103ZM107 40V41H106ZM245 40V41H244ZM88 41H90V40H88ZM221 41H222V43H223V39H222V37H221ZM220 41V42H221ZM117 42V43H116ZM246 42H248V43H246ZM78 43H80V44H78ZM204 43V42H203ZM224 43L225 44H227L228 46H229V44L228 43H226L225 41H224ZM75 44H77V45H81L82 44V42H76ZM205 44V43H204ZM70 45H72V44H70ZM91 42L90 43H87L86 42V44H85V46H83V47H81L82 49H81V51H83V53H84V51H85V53H86V51L88 50V52H90V53H92V54H94L95 53V55H96V57H97V65L99 66V67H101L102 68V66L103 65H105L106 64V62L108 61V59L107 58H105V56H104V53L102 52V50L100 51V50H90L91 49ZM232 47H228L226 50H225V52L226 53H228L229 55H230V57L231 58H233L234 60L233 61H235V58H237V59H240L241 61H239V62H237L236 64L238 65L239 64V66H240V68L242 69V68H245L246 69V71L248 72V73H251V75H254V74H256L255 72H254V70L253 69H251L250 70V67H246V65H247V62L246 61H248L249 59H247L246 57L247 56H249V54H246V53H241V49L239 50L238 49V46L236 47V45L234 46V45H231ZM86 47H88V49H86ZM122 47V46H121ZM3 49V50H2ZM191 49V50H190ZM189 51V55L187 56V58L186 59H184V57H183V52H185V51ZM200 50V51H199ZM208 50H210L211 51V53L213 54H210V55H208L207 54V51ZM239 52L240 54H238L237 55V57H235V54H237V52ZM223 52V54L222 55H224V51H222ZM7 53V54H6ZM175 53H176V55H175ZM124 55V53L123 52H119L118 54H116L115 55V57H122ZM233 55V56H232ZM44 56H47V58H44ZM162 56V55H161ZM210 56L213 58V61H211V58H210ZM245 57V58H240V57ZM259 55L258 54H255V57H258ZM69 58V57H68ZM67 58V61H69V60H71L70 58L68 59ZM157 58V57H156ZM216 58H217V56H216ZM169 59H173V61H171V62H169ZM218 59V58H217ZM224 59L227 61V65L229 64L228 62L229 61H232V60H230L227 56L226 57H224ZM87 61H89V63H92V60H90V58L88 57L87 59H86ZM180 60V61H179ZM91 61V62H90ZM159 62H162V63H159ZM100 63V64H99ZM214 63V64H213ZM246 64V65H245ZM55 67V69H56V71L57 72H55L54 71V67ZM133 66V67H132ZM245 66V67H244ZM132 67V68H131ZM131 67L128 69V70H126V71H123V72H121V74H119V77L120 76H122V75H128V77L130 78V81L131 80H134V85H136L135 86V88L136 87H139V85L140 84H145V85H147V82H145V81H141V83H140V75H139V78H138V73H139V69H137L136 70V65H131ZM145 67H146V65H145ZM205 68H206V66H204ZM134 68H135V70H134ZM88 70L89 69H87V72H86V74H87V76H89V77H91L92 76V72L91 71H93V70H89L90 72H88ZM94 72V71H93ZM128 72V73H127ZM136 72V73H135ZM149 72H151L150 70H149ZM195 72V71H194ZM206 72H207V70H206ZM257 72V71H256ZM77 72H73V74H76ZM218 73H220V72H218ZM218 73H216V75L218 74ZM155 74H156V71H155ZM221 74H223V71L221 72ZM107 75V73L105 74V76ZM157 75V74H156ZM215 75V76H216ZM133 76H135V77H133ZM154 77H156L155 75H153ZM158 76V75H157ZM68 77V76H67ZM137 77V78H136ZM69 78V77H68ZM209 78H211V77H209ZM209 78H206V79H203V78H201V79H203V81H205V80H209ZM197 79H200V78H196V80ZM213 79H215V78H213ZM41 80V81H40ZM42 80H49V81H53L54 82V88H53V90L55 89V94H54V96L52 97V98H59L58 96H60V98H62V99H60V100H62V101H65V103L68 101L69 102V106H71L73 109H75V118H77V120L75 119V118H72V120L70 121V122H65L64 120H66L67 118H69L68 117V115L66 114V110L65 109H62V111H60V112H58L57 111V106L56 105H52V104H50L49 102H48V105L51 107V108H48L49 109V112H47L46 110H45V108H43L42 106H39V104L37 103V102H34L32 99H33V96L35 95V94H37V93H39V89H38V91L36 92L34 89H33V86H39V85H42L43 84V82H42ZM153 81H154V78L152 79ZM147 81V80H146ZM63 82V83H62ZM138 83H140V84H138ZM154 83V82H153ZM260 83V84H259ZM38 84V85H37ZM252 84V85H251ZM256 84H259L258 85V88H259V91H261L262 89H264V80H262V81H259V82H257V83H253V81H251L250 80V82L249 83H247V84H245V85H241V89L243 88V90H240V91H237V93L238 94H241L240 96H241V98H243L242 100H241V102H244V103H246V104H249V105H251V107H250V109H253L255 106H260L259 104L261 103H258L257 101H255V98L253 97L256 93H255V90L252 88L251 89V87H255L254 85H256ZM148 85H149V88H152L153 89V92H154V86L155 85H153L152 83H148ZM150 85H152V86H150ZM4 86H5V84H4ZM263 86V87H262ZM74 87V88H73ZM71 88V89H70ZM155 88H157L156 86H155ZM34 90V92H33V90ZM137 89H139V88H137ZM247 89H250L251 90V93H249V94H251V95H249V94H247V96H244V94H245V92L247 91ZM253 90H254V92H253ZM156 91H158L157 89H156ZM60 92V93H59ZM86 92H87V94H86ZM159 92V91H158ZM152 93V92H151ZM155 93V92H154ZM169 93H171L169 96H171L172 95V93L174 94V90H172V89H170L169 90ZM180 93H183V92H180ZM21 94V95H20ZM31 94V95H30ZM62 94V95H61ZM153 94V93H152ZM153 95H155V94H153ZM181 95H183V94H181ZM29 96H31V97H29ZM90 96V95H89ZM13 99H14V97L13 96H11ZM24 97H26L25 99H24ZM157 97V96H156ZM193 97V98H192ZM31 98V99H30ZM67 98V99H66ZM146 98V99H145ZM158 98V97H157ZM261 98H262V96H261ZM260 98V99H261ZM159 99V101H160V103H158L157 102V105H156V107L158 106V105H160L162 102V100H164V98L162 97L161 99L160 98H158ZM220 98H217V100H219ZM91 100V101H90ZM190 100H193L194 102H197V101H199V100H197V99H195L194 98V96H191L190 97ZM3 101V102H2ZM93 101H94V99H93ZM99 101H101L100 99H99ZM139 103H141V107H143L144 108V103H146V104H148V98L147 97H141L140 99H139ZM210 101V100H209ZM209 101H207V102H202V101H199L205 108H208L209 110L210 109H215V107L210 103L209 105L211 106H209V105H207L208 104V102ZM229 101H231V100H229ZM228 100L226 101V103L225 104H227L228 102H229ZM234 100H232V102H233ZM102 102V101H101ZM104 102V101H103ZM198 102V103H199ZM3 103V104H2ZM21 103V102H20ZM30 105H29V104ZM207 103V104H206ZM236 104V103H235ZM234 104V105H235ZM35 105V106H34ZM26 106V107H25ZM28 106V107H27ZM207 106V107H206ZM257 106V107H258ZM11 108V109H9L8 111H7V109L6 108ZM101 107V106H100ZM100 107H97V108H100ZM230 106H228V105H223V109H228ZM14 110H13V109ZM25 109V110H24ZM56 111H55V110ZM161 109H164V106H161ZM237 109V111L240 113V114H243L242 115V117H240L238 120H235V128L233 129V130H235V133L237 134V135H240V133H241V131L243 130V129H247L248 130V125L247 124H243V122H245L246 121V123H248L249 124V126H250V128H251V130L250 131H256L257 133H258V135L260 136V137H264V121H262V122H260V121H257V120H255V116H254V113H253V111L251 110L250 112L253 114V118H254V126L256 127H254L253 126V124L252 125H250V123H249V121H248V112L247 111H242V109H238V108H236ZM26 111V112H24V113H26V114H23V113H21V111ZM178 110V109H177ZM229 110H233V108L232 109H229ZM20 111V112H19ZM90 111V112H89ZM104 111V110H103ZM165 111H167V112H164ZM161 113H160V115H162V116H167L166 117V121H168V122H166L165 121V123H164V133H163V135H162V137L160 138V146H162L164 143V145H166L167 144V142L169 143V144H176V148H174L173 147V152L170 154V156L172 157V158H168V160L169 159H171V160H175L176 159V157H175V153H177V154H181V157H182V159L180 158V157H178L177 156V159L174 161V163L176 162L177 164H178V166H183L184 168H186V166L185 165H183V162L182 161H184V163H186V164H190V163H193V164H197V162L195 161L196 160V158L198 157V156H200L201 154H202V156H206L207 155V153H208V151H206V149H204L205 147H208V149H211V150H213L216 154H218L219 156H220V158L221 159H223V156H222V153H221V151L219 150V145L220 144H215V142H212L211 140H207V139H205L204 137L205 136H208V131L207 130H205L204 129V127H205V125H204V123H203V121L202 120H200V119H197V118H190V119H183L182 121L181 120H175V121H173V122H171V121H169L171 118L169 117V111L168 110H163ZM19 112V113H18ZM38 112H43V116H42V119L40 118L39 119V117L37 116V113ZM97 112V113H96ZM34 113V114H33ZM83 113H85V115L86 116H84L83 115ZM174 113V112H173ZM29 114V115H28ZM168 114V115H167ZM78 115V116H77ZM80 115H82L81 117H80ZM140 115V114H139ZM142 115H144V113H142ZM30 116V117H29ZM33 116H36V117H33ZM153 116H156V114L155 115H153ZM79 117V118H78ZM98 117V118H97ZM244 117V118H243ZM3 118V119H2ZM7 117H5V116H3V117H0V119H1V123H2V125L0 124V126L2 127L1 129V131H0V138L1 137H3L4 136V140H0V149H2L3 151H4V149H7V150H9V151H7V153L8 154H6V151H5V154H4V152L3 151H1L0 150V152L1 153H3V156H0V182H5V175H7V174H9V173H11V174H13V175H15V173H16V171H15V173H14V168H15V166L14 165H12L11 163H17L18 161H24V163H27V162H29L30 161V163L31 164H33L34 163V160L38 157V155H40L39 154V151H37V140H35V138H34V140H31V141H34L33 143L32 142H30V141H28V144L23 148V149H18V148H16L15 149V147L13 146V145H11V144H9V145H7V144H5L7 141H5V138H6V133H7V131H8V128L7 127H5V126H3V124L5 123L4 122V120L6 119ZM27 118H29V120L27 119ZM36 118H38V119H36ZM102 118H103V120H104V117L102 116ZM177 118H179V117H177ZM54 119V120H53ZM243 119V120H242ZM40 120V121H39ZM240 120V121H239ZM236 121H238V122H236ZM43 122V123H42ZM61 122V123H60ZM73 122V123H72ZM242 122V123H241ZM71 123V124H70ZM76 123V124H75ZM177 123V124H176ZM181 123H184L185 124V126H186V128L187 127H189V128H187V130L189 129L190 131H192L193 133H195L196 131H198V133L199 134H202L203 136H201V135H196V137H195V140H192V141H190L189 139V137L190 136H188L187 135V137H188V139H187V137L186 136H184L182 139H183V141H186V143H185V148L183 147H181V144H180V139H181V136L183 135H179L180 133L179 132H177V125L178 124H181ZM38 124L41 126H38ZM45 124H47V125H45ZM58 124V125H57ZM73 124V125H72ZM116 124V123H115ZM167 124V125H166ZM238 124H240V126L238 125ZM69 125V126H68ZM74 125H76L75 127H74ZM42 126H43V128H42ZM55 126V127H54ZM236 126H238V129H239V131L236 129ZM48 127V128H47ZM74 128V129H71V128ZM244 127H246V128H244ZM258 127H259V129H258ZM38 128V129H37ZM69 128V129H68ZM115 128V129H114ZM46 129V130H45ZM71 129V130H70ZM195 129V130H194ZM48 130V131H47ZM176 130V131H175ZM45 131V132H44ZM113 131V132H112ZM218 131V130H217ZM217 131H215V132H213V133H211V135L212 136H215V138L214 139H217L216 137L219 135V133H217ZM232 131V130H231ZM249 131V132H250ZM47 132V134H45ZM50 132V133H49ZM221 132H223L224 133V131H221ZM43 133V134H42ZM80 133V134H79ZM86 134V136H87V134H88V139L90 140V142L92 143L93 142V140L95 141H97L98 142V140H97V138L95 137L97 134V132L95 133V132H91V130L89 129L88 131H86L85 132ZM89 133H91V135H93V139H92V136H90V134ZM234 132H231L230 134L231 135H233V136H237L236 134H235ZM248 132H246L245 134H247ZM38 134H39V136H38ZM96 134V135H95ZM100 134V135H101ZM106 134L107 135H111V136H106ZM175 134V135H174ZM37 137H36V139H37ZM83 137H84V135H83ZM98 137V136H97ZM99 138V137H98ZM111 138V139H110ZM242 138V137H241ZM247 138V136H245V139ZM250 138V137H249ZM170 139H171V141H172V139L174 140V141H170ZM165 142H164V141ZM111 141H113V143H111ZM132 141V142H131ZM190 141V142H189ZM236 141H238V143H240V142H244V143H247L248 141H241V140H239V139H236ZM97 142H95V143H97ZM115 142H116V144H115ZM133 143L132 145H131V143ZM145 142V141H144ZM162 142H164L163 144H162ZM175 142V143H174ZM36 144V146L35 145H31V144ZM237 143V142H236ZM260 143H263L264 144V141H260ZM111 144H112V147H110L111 146ZM162 144V145H161ZM110 145V146H109ZM123 145V146H122ZM2 146L4 147V148H2ZM8 146V147H7ZM10 146H11V149H10ZM7 147V148H6ZM35 147V148H34ZM75 147H77V146H75ZM199 147V148H198ZM254 147H255V145L253 146V149H254ZM9 148V149H8ZM32 148V149H31ZM127 148H128V150H127ZM172 148V147H171ZM195 148H198L197 149V151H196V149ZM13 149H15L14 151H13ZM113 150V151H116V150ZM186 149H188L187 151L188 152H191L192 150L194 151V153L195 154H197V156H195V158H190L189 159V157H188V153H183L184 152V150H186ZM11 150V151H10ZM22 150H23V152H22ZM25 150V151H24ZM112 150L110 151V152H112ZM29 151V152H28ZM30 151H31V153H30ZM95 151L97 152L96 153V155H98V151L96 150V148H95ZM181 151V152H180ZM196 151V152H195ZM199 151V152H198ZM11 152V153H10ZM22 152V153H21ZM71 151H69V153L67 152H58V154L57 153H55L56 154V158L54 159V160H57V162H56V165H58V164H61V165H65V163H71V166H70V168L69 167H67V172H72V173H76V174H82V169L80 168V167H83V168H88L89 170H93V169H95V170H99V168H100V165H98V161L97 160H94V165H88L84 160H81L82 158L80 157L79 158V165H77V166H73V164H74V162L78 159V155H77V151L75 152V151H73V152H71V153H73V154H71L70 153ZM175 152V153H174ZM198 152V153H197ZM205 152V153H204ZM45 153H46V150H45ZM60 153V154H59ZM127 153V154H126ZM194 153H193V155H194ZM204 153V154H203ZM34 154V155H33ZM38 154V155H37ZM61 154H63V156L61 157ZM199 154V155H198ZM9 155H10V157H9ZM23 155V156H22ZM100 155V154H99ZM98 155V156H99ZM20 156V157H19ZM36 156V157H35ZM3 157H5L4 159H3ZM58 157V158H57ZM175 157V158H174ZM2 158V159H1ZM131 158V159H130ZM34 159V160H33ZM47 160L49 159L48 157L46 158ZM60 160V161H59ZM74 162H73V161ZM129 160L132 162V161H134V159L130 156L129 157ZM178 160H181V161H178ZM224 160H225V162H226V164H227V167L229 168V166H231L232 167V170L230 169V174H231V176H232V179H233V182H232V186H229V187H231L229 190V192H231L230 193V195H229V198L230 199H234V198H236V197H239L240 196V194H246V198H249V196H248V194H247V192L245 191L246 189L250 192V194L249 195H252L251 196V199H252V197L255 199V203H256V201H257V199H260V201H261V204H262V202L264 201V196H258L257 194L258 193H251V191L252 190H254V189H257V190H259L260 188H261V186L262 185H260V184H253V187H251V189H248V187L247 186H243L242 184H239L240 183V178L237 176V173H236V171H235V168L232 166V162L231 161H229V158H228V156H225L224 157ZM73 162V163H72ZM130 162V163H131ZM156 161H154L153 162V164L155 163ZM182 162V163H181ZM190 162V163H189ZM161 163V162H160ZM229 163H230V165H229ZM139 164H141L140 162H139ZM156 164H158V162H156ZM201 164H204V162H203V160L201 161ZM148 166V165H147ZM57 167V166H56ZM79 167V168H78ZM141 168H140V172H142L143 173V176H140V177H136L135 178V180H133V179H131V177L129 176L128 177V179L130 180H128V181H126L125 183H123V184H121V183H118V184H114L113 186H110L108 189H109V191L110 192H103L106 196H109V198H110V201H111V203H115L119 208H121L122 207V202H123V200H125V199H129L128 198V194H131V197H134V198H131V199H135V198H137V200H138V205L139 206H141L140 208H142V206H144V207H146L147 209H145L146 210V213H147V216H151L150 218H152V219H154L155 217H158L159 216V214H157V212L158 211H160V212H166V211H168V208L169 207H173V208H175V211H177V210H179L178 211V213H180V212H182V211H187L182 205H181V201H180V199H177L176 197H172L173 196V194H174V196H177L175 193H173V192H176V191H173V190H175L176 188H177V186H174V183H172L171 181H168V179H166V178H168V176H166V175H164V176H158V174L157 173H155L154 172V170L152 169V170H144V166L143 165H141L140 166ZM149 167V166H148ZM151 167V166H150ZM4 168V169H3ZM222 168H224V169H226L223 165H222ZM75 169V170H74ZM137 169H139V166L137 167ZM7 170H8V172H7ZM10 170V171H9ZM44 170L45 169H42L41 170V172H44ZM126 171H128L127 173L129 174V175H132L133 174V170H132V167L131 166H129L127 169H126ZM146 172V173H145ZM155 173V174H157L156 176H153V175H155V174H151V173ZM197 172V171H196ZM4 173H5V175H4ZM19 173V172H18ZM92 174V175H91ZM90 174V176L89 177H93V176H95V177H97V178H99V179H103V176L101 175V173L99 172V171H97V172H95V174L94 173H91ZM200 174V173H199ZM63 175H65V174H63ZM16 176V175H15ZM199 176H201V175H199ZM153 177V178H152ZM166 177V178H165ZM211 177V175H208L207 176V178L209 179L208 180V182H211V183H209V184H206L205 183V187L207 188V190L208 191H204V190H201L200 188H197L196 186V184L195 183H191V184H188V185H186V187H185V185H179V187L177 188V189H180V190H178L177 192H180V196H183V195H185V196H183V197H194L192 194H194L195 193V191H197V189H199L200 190V192L199 193H201L202 192V194H199V196L200 195H204V194H209V195H211V192H210V189L213 191V192H216V193H218L216 190L219 188V186H217L216 184H218L219 183V181L218 180H213L212 179V177ZM230 177V176H229ZM236 177V178H235ZM3 178V179H2ZM39 178V177H38ZM37 177L35 178L36 179V184H38L37 185V187H35V185L36 184H31L30 182L28 183V182H26V178H24V177H21L20 179H19V181L18 180H15L14 178L12 179V181H11V184L9 185L10 186V190H11V192H12V197L14 198V199H18V200H20V201H23V202H27L28 200H30V199H38V197L40 198V197H44L43 195H42V193L40 192L41 190H44V191H46V188H44L45 187V185H44V183H42L41 181H40V178L38 179ZM231 179V178H230ZM2 180V181H1ZM133 180V181H132ZM165 180H167V181H165ZM195 179H193V181H191V182H195L194 181ZM39 182H41V184L44 186L43 188H38L39 187ZM169 182V183H168ZM212 182H213V184H212ZM214 182L216 183V184H214ZM26 183V184H25ZM237 185H236V184ZM13 184H14V187H13ZM22 184V185H21ZM212 184V186L210 187V185ZM18 185V186H17ZM123 185V186H122ZM173 187V188H171V186ZM168 186H170V187H168ZM180 186L182 187V189L180 188ZM189 186H191V187H189ZM193 186V187H192ZM240 186V187H239ZM243 186V187H242ZM22 187V188H21ZM34 187V188H33ZM188 187V188H187ZM12 188V189H11ZM60 188H62V189H64V191H65V189H66V187H64V186H60ZM78 188H79V185H77V186H74V195H76V191L78 190ZM175 188V189H174ZM192 188H195V189H192ZM210 188V189H209ZM13 189H14V191H13ZM35 189V190H34ZM157 189H158V194H156V192H157ZM187 191V193H186V191ZM191 189V190H190ZM29 190V191H28ZM37 190V191H36ZM39 190V191H38ZM195 190V191H194ZM198 190V191H199ZM166 191H168V192H166ZM173 191V192H172ZM188 191H190L191 192V194H190V192H188ZM66 192V191H65ZM112 192V193H111ZM120 192V193H119ZM176 192V193H177ZM181 192H184L183 193V195L181 194ZM16 193V194H15ZM24 193V194H23ZM66 193H70V192H66ZM154 193V194H153ZM173 193V194H172ZM186 193V194H185ZM39 194V195H38ZM71 194V193H70ZM162 195L161 197H159L160 195ZM170 194H172V196L170 195ZM32 195V196H31ZM73 195V194H72ZM178 195V196H179ZM186 195H188V196H186ZM192 195V196H191ZM232 195V196H231ZM239 195V196H238ZM264 195V194H263ZM24 197V199H23V197ZM34 196V197H33ZM53 195L51 194L50 195V197H52ZM164 196H166V197H164ZM169 196V197H168ZM221 196V195H220ZM156 197V198H155ZM152 198V199H151ZM148 199H149V201H148ZM171 199V200H170ZM254 199L252 200L253 202H254ZM156 200V201H155ZM168 201V203H167V201ZM199 200H200V198H199ZM20 201H18V203H20ZM173 201H174V204H173ZM201 201H203V200H201ZM201 201H198L197 203H200L199 204V206H197V207H194L192 210L193 211H190V214H193V213H196V211L203 205L202 203H201ZM233 201V200H232ZM232 201H228V203H230V202H232ZM156 202V203H155ZM176 202V203H175ZM221 202L224 204V202H225V200L224 201H222L221 200ZM12 203V202H11ZM110 203V206L112 205ZM162 203V204H161ZM165 203H167V204H165ZM196 203V204H197ZM12 207L14 206V204L12 203V204H10ZM114 205V204H113ZM130 205V204H129ZM153 205V206H152ZM155 205V206H154ZM181 205V206H180ZM157 206H158V208H157ZM175 206V207H174ZM113 207V206H112ZM111 207V208H112ZM135 207V206H134ZM153 207V208H152ZM167 207V208H166ZM232 207H234V205H232ZM254 208V210H255V212H258L259 210V208L261 209V207H255V206H253ZM136 208V207H135ZM155 208V209H154ZM177 208H179V209H177ZM227 209V211H229L230 210V208L229 207H227L226 208ZM116 210V208H114L113 209V211H115ZM14 211V210H13ZM148 211L150 212V213H148ZM94 212H100V209H97L96 211H94ZM223 213H224V211H223ZM112 214L113 213H111L109 216H112ZM153 214V215H152ZM259 215H264V209H262V211H260L259 213H258ZM156 215V216H155ZM155 216V217H154ZM201 216V215H200ZM227 221V222H226ZM225 222H221V227L223 226V228H227L228 227V223H229V220L227 219ZM175 222L176 223H178V220H175ZM226 223H227V225H226ZM227 226V227H226ZM238 226V225H237ZM167 227L168 228H171V223L169 222V225H167ZM165 228H166V226H165ZM164 228V229H165ZM170 230V229H169ZM168 231V230H167ZM146 232H148V231H146ZM24 234V233H23ZM165 234L167 235V233H165V232H161L160 234H159V237L161 236L163 239H166L165 237ZM144 235V234H143ZM149 238V236H147L146 238H144V239H148ZM3 242H1L0 243V248H1V250H3V249H5V250H9V248H10V250H11V248H12V250L14 249V247H11V245L10 246H8L9 244H12L11 242H9L8 240H5V234L3 235ZM196 239V238H195ZM167 240H173L172 242H170L169 244H170V246L171 247H173V248H175L177 251H182V252H180V255L181 254H183V253H185L186 252V250H184L185 248H187V247H184L183 245L185 244V243H181V242H179V241H177V240H179V238H175V237H173V238H168V239H166L165 241L167 242ZM224 240H227V238H223V241ZM229 240V239H228ZM12 241V240H11ZM123 241V243L125 244L126 242L129 244V241L128 240H126V239H123L122 240ZM125 241V242H124ZM150 241V240H149ZM148 241V242H149ZM254 240L252 239V242H253ZM147 242V243H148ZM177 242V243H176ZM225 242V241H224ZM230 242H232V243H229V244H233L234 243V241H232V240H230ZM6 243V244H5ZM127 243H126V246H127ZM226 243V242H225ZM228 243V242H227ZM253 243H255V242H253ZM6 245V246H5ZM5 246V247H4ZM20 246V245H19ZM126 246H124L126 249H127V247ZM141 247H143L142 246V244H141V246L140 245H136L134 248H130V249H127V250H129L131 253L132 252H134V253H137V254H135V256L136 257H138V259H141V258H144L145 256H144V254L146 253V250L144 249V248H141ZM8 248V249H7ZM137 248V249H136ZM180 248V249H179ZM203 248H204V252L205 253H207V254H209L210 253V250H209V248H208V246L206 245V244H203V247H201V251L203 250ZM159 252H161V251H163L164 249H165V246H161L160 244H159ZM194 249V248H193ZM198 249H200V247H198ZM217 249H218V246H215L214 248H212L211 250L212 251H215V252H213L214 253V259H215V261H217L216 260V251H217ZM0 250V251H1ZM9 250V251H10ZM133 250V251H132ZM224 250L226 251V253L229 255V253L231 252V250L229 249V248H224ZM230 250V251H229ZM201 253V252H200ZM235 253V254H234ZM234 253H233V257H235V255L237 254L235 251H234ZM188 254V253H187ZM187 254H185L181 259H180V261H179V264H198V263H202L203 261H199L198 259H201V257H198V258H193V260L192 261H186L185 263H184V261H185V259H186V257H187ZM243 254H245V253H242V256L239 258V259H242L243 258ZM194 256V255H193ZM205 257H203V259H204ZM235 259V258H234ZM205 260V259H204ZM178 262V261H177ZM206 263H208L207 261H205ZM206 263H204V264H206ZM149 264H152L151 262H149ZM158 264H159V262H158ZM178 264V263H177ZM216 264H219L218 263V261L216 262Z\"/></svg>",
    "mask_w": 264,
    "mask_h": 264
},
{
    "label": "clouds",
    "instance_id": "3",
    "mask_svg": "<svg viewBox=\"0 0 264 264\" xmlns=\"http://www.w3.org/2000/svg\"><path fill=\"white\" fill-rule=\"evenodd\" d=\"M7 140L18 149L27 145L29 137L22 115L9 118ZM3 199L0 190V200ZM46 214L50 221L40 230L44 235L29 233L14 250L0 251V264H5L6 259L7 264H141L124 247L119 221L82 210L74 195L69 193L52 202ZM8 216V204L0 203V219Z\"/></svg>",
    "mask_w": 264,
    "mask_h": 264
}]
</instances>
